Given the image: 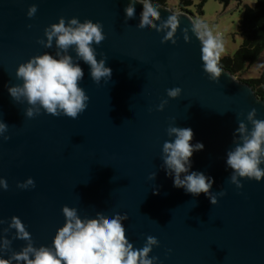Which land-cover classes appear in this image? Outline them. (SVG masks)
Listing matches in <instances>:
<instances>
[{
    "label": "water",
    "instance_id": "water-1",
    "mask_svg": "<svg viewBox=\"0 0 264 264\" xmlns=\"http://www.w3.org/2000/svg\"><path fill=\"white\" fill-rule=\"evenodd\" d=\"M129 2L0 0V121L8 126L0 135V178L8 184L0 189V237L14 238L9 225L16 216L35 247L50 246L68 206L81 218L126 214V238L139 249L148 236L155 237L158 246L150 257L159 264H264V178H241L237 188L225 163L239 121L246 122L253 108L264 119V101L223 67L219 82L209 80L189 13L152 1L160 8L158 23L171 14L181 21L176 44L162 43L164 31L139 29L143 5H136L135 20H125ZM32 5L37 11L29 17ZM61 18L102 24L105 40L94 47L98 61L106 57L111 79L96 84L80 61L86 110L76 119L43 111L28 118L29 105L15 102L6 85L22 83L16 78L20 64L60 51L55 40L45 47V29ZM67 54L78 59L72 49ZM174 87L182 89L181 96L169 99L166 90ZM166 99L164 110L157 111ZM169 126L191 128L192 143L204 145L194 152L191 170L213 178L216 205L203 193L193 196L174 187L166 174L161 156ZM28 178L34 188L17 187ZM23 246L25 241L13 239L11 249Z\"/></svg>",
    "mask_w": 264,
    "mask_h": 264
},
{
    "label": "clouds",
    "instance_id": "clouds-1",
    "mask_svg": "<svg viewBox=\"0 0 264 264\" xmlns=\"http://www.w3.org/2000/svg\"><path fill=\"white\" fill-rule=\"evenodd\" d=\"M143 5L139 17V29L143 32L164 31L162 43L171 41L176 44V34L180 27V17L169 15L161 21L160 8L152 0H130L124 8L125 20H135L136 5ZM37 6L32 5L28 16L32 17ZM166 30V31H165ZM192 33L200 42L203 71L213 82H219L222 75L220 66L221 54L224 50L222 36L203 22L192 25ZM187 32V30H185ZM47 43L51 48L53 40L57 51L55 56L45 52L30 58L16 70V78L22 83L7 87L9 95L15 102L23 100L29 105L25 115L28 118L40 115L43 111L53 116H67L73 119L83 113L88 107L89 97L79 86L84 79V71L80 65L83 61L89 66V75L93 82L99 84L102 80L111 79L112 70L106 67V57L97 60L96 47L105 40L103 26L99 22L85 20L80 22L73 18L65 22L63 18L58 23L45 29ZM185 41L189 37L185 35ZM44 43V41H39ZM72 49L78 59L67 54ZM182 89L174 87L166 90L169 99L181 96ZM168 100H162L157 111H163ZM7 124L0 121V135L7 131ZM169 137L162 147L163 168L173 179L176 188H182L193 196L205 194L212 205L217 204L216 195L210 192L213 178L199 171H192V156L194 152L202 151L204 145L193 141L191 128L169 126ZM8 137H5L7 140ZM234 147L226 152V167L231 170L230 182L241 188V178L255 180L264 178V119L257 118V110L253 108L247 113L246 122L240 120L233 132ZM152 173L149 179H155ZM20 189L35 187L34 180L28 178L17 185ZM8 184L0 178V189L7 190ZM225 193H219L223 196ZM64 223L56 230L50 246L35 247L30 233L26 230L20 218L11 217L10 228L15 230L12 239L7 235L0 237V264H159L157 257H150L158 240L148 236L142 248H134L126 238L124 222L126 214H115L111 218L97 214L96 218H88L78 214L76 208H62ZM13 239L26 242L20 251L11 249ZM8 258H4L9 253Z\"/></svg>",
    "mask_w": 264,
    "mask_h": 264
},
{
    "label": "trees",
    "instance_id": "trees-1",
    "mask_svg": "<svg viewBox=\"0 0 264 264\" xmlns=\"http://www.w3.org/2000/svg\"><path fill=\"white\" fill-rule=\"evenodd\" d=\"M166 6L167 0H152ZM207 0H200L197 10L202 14ZM225 6L230 2L240 3L242 0H218ZM191 0H181L180 9L191 5ZM187 12V11H186ZM188 13V12H187ZM237 33L242 38L239 48L228 57L220 60V66L229 71L235 79L247 83L255 94L264 101V67L256 78L241 79V76L253 65L264 52V0H254L252 7H245L242 18L237 25Z\"/></svg>",
    "mask_w": 264,
    "mask_h": 264
},
{
    "label": "rangeland",
    "instance_id": "rangeland-1",
    "mask_svg": "<svg viewBox=\"0 0 264 264\" xmlns=\"http://www.w3.org/2000/svg\"><path fill=\"white\" fill-rule=\"evenodd\" d=\"M181 0H167L166 6L174 12H179ZM192 4L184 7L194 22L206 23L214 33L222 36L224 50L221 58L231 56L241 45L242 38L237 33V25L242 18L244 8L252 7L254 0H242L230 2L228 5L221 4L218 0H207L203 5L202 14L197 10L200 0H191ZM264 67V52L241 76V79L256 78Z\"/></svg>",
    "mask_w": 264,
    "mask_h": 264
}]
</instances>
